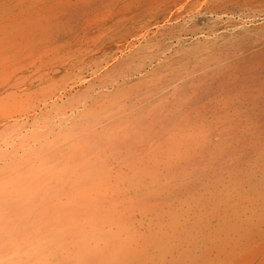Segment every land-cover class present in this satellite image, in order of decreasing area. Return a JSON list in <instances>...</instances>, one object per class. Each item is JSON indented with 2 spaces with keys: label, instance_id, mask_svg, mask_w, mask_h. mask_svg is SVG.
I'll use <instances>...</instances> for the list:
<instances>
[{
  "label": "rangeland",
  "instance_id": "374dc122",
  "mask_svg": "<svg viewBox=\"0 0 264 264\" xmlns=\"http://www.w3.org/2000/svg\"><path fill=\"white\" fill-rule=\"evenodd\" d=\"M0 264H264V0H0Z\"/></svg>",
  "mask_w": 264,
  "mask_h": 264
}]
</instances>
